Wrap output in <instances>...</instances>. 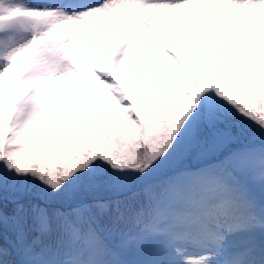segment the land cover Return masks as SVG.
<instances>
[{
    "label": "snow or ice",
    "instance_id": "6c2138e0",
    "mask_svg": "<svg viewBox=\"0 0 264 264\" xmlns=\"http://www.w3.org/2000/svg\"><path fill=\"white\" fill-rule=\"evenodd\" d=\"M0 264H264V0H0Z\"/></svg>",
    "mask_w": 264,
    "mask_h": 264
}]
</instances>
